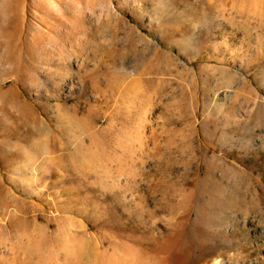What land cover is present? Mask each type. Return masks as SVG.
Instances as JSON below:
<instances>
[{"label": "rangeland", "instance_id": "rangeland-1", "mask_svg": "<svg viewBox=\"0 0 264 264\" xmlns=\"http://www.w3.org/2000/svg\"><path fill=\"white\" fill-rule=\"evenodd\" d=\"M215 259L264 264V0H0V264Z\"/></svg>", "mask_w": 264, "mask_h": 264}, {"label": "bare ground", "instance_id": "bare-ground-1", "mask_svg": "<svg viewBox=\"0 0 264 264\" xmlns=\"http://www.w3.org/2000/svg\"><path fill=\"white\" fill-rule=\"evenodd\" d=\"M214 262V261H213ZM221 263V261L218 259H215V263H213V264H220Z\"/></svg>", "mask_w": 264, "mask_h": 264}]
</instances>
